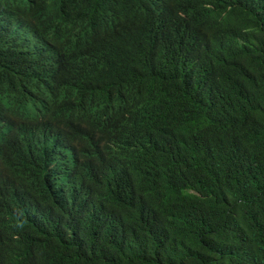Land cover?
Masks as SVG:
<instances>
[{"label":"trees","instance_id":"trees-1","mask_svg":"<svg viewBox=\"0 0 264 264\" xmlns=\"http://www.w3.org/2000/svg\"><path fill=\"white\" fill-rule=\"evenodd\" d=\"M45 4L1 102L61 104L75 157L0 183V264H264V0Z\"/></svg>","mask_w":264,"mask_h":264},{"label":"clouds","instance_id":"clouds-1","mask_svg":"<svg viewBox=\"0 0 264 264\" xmlns=\"http://www.w3.org/2000/svg\"><path fill=\"white\" fill-rule=\"evenodd\" d=\"M45 0H0V69L19 75L43 70L51 60L50 38L36 27ZM36 117L7 113L0 92V183L9 175H33L41 187L59 165L74 160L75 127L63 124L61 104L40 106ZM73 152V154H72ZM83 187L66 192V198Z\"/></svg>","mask_w":264,"mask_h":264}]
</instances>
